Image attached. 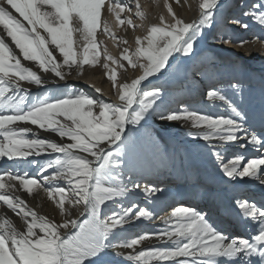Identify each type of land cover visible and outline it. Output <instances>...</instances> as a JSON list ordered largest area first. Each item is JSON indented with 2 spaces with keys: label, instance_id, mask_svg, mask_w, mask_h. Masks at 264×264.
Returning <instances> with one entry per match:
<instances>
[{
  "label": "snow or ice",
  "instance_id": "6c2138e0",
  "mask_svg": "<svg viewBox=\"0 0 264 264\" xmlns=\"http://www.w3.org/2000/svg\"><path fill=\"white\" fill-rule=\"evenodd\" d=\"M217 3L218 0H201L198 20L185 23L176 18L171 24L151 26L147 35L137 38L139 47L134 55L146 61L139 64L143 74L120 86L119 103L98 101L77 89L30 100L28 90L21 85L25 81L36 86L45 83L41 75L25 66L22 60L34 62L40 70L54 74L59 81L66 79L65 66L72 69L73 65L99 62L96 34L101 26L105 0H5L4 4H0V26L20 53L17 55L5 38L0 37V158L20 163L33 155L57 154L53 159L38 164V168L41 173L54 169L51 175H43V181L51 184L64 180L67 184L66 188L44 189L49 197L56 200L60 213L66 214L63 221L57 223L45 215H38L23 199L2 191L11 193L14 182L18 180L24 190L32 193L34 188L42 187L40 181L17 173L8 174L10 182L6 184L5 175H0V203L23 218L19 229L11 219H0V264H103L107 250L117 247L133 250L127 253V260L133 264H152L154 260L174 264H225V261L228 264H254L253 257H258L259 264H264V207L247 199L237 201V207L245 218L257 223L256 234L251 238H229L209 222L205 213L192 207L178 206L163 221L165 228L115 244L111 239L120 237L117 229L122 231L130 220H150L153 213L134 205L121 207L118 212H103L108 202L115 203L117 198L125 197L131 191L121 175L124 170L131 171V154L147 138L142 129L150 110L165 103L158 85L151 90H142V82L149 77L159 79V76L165 75L171 68L169 60L174 54L191 58L198 34L212 23ZM108 11L114 12L119 19L124 6L116 4ZM168 11L172 12L171 6ZM137 14L144 16L143 12ZM251 15L264 25V0L252 6ZM128 23H132L131 19ZM242 26L248 27L247 24ZM103 31L110 32L106 24ZM74 32L80 33L87 42L81 59H78L74 48ZM127 51L125 49V53ZM54 52L62 56V63L57 61ZM122 58L136 66L132 56L124 54ZM106 59L112 61L113 57L108 55ZM103 67L108 69L109 64L106 62ZM110 79H117L114 70ZM232 87L239 90L240 85ZM207 97L224 102L230 109L229 117H214L179 108L162 111L160 118L171 122H190L195 129L192 135L202 138L211 149L236 143L241 137L246 145L264 149V134L250 131L246 114L237 105L219 90L207 91ZM134 104L138 105L137 109H133ZM20 122L30 123L39 130L54 133L61 140L66 138L71 142L29 139L30 133L33 136L36 133L32 128L19 127ZM128 125L133 126L135 135H125ZM212 154L220 161L223 175L230 180L247 177L264 185V173L260 171L264 158L249 159L241 167L242 156L237 155L224 162L222 151H213ZM143 191L151 196L162 190L146 186ZM66 202L70 209L78 212L77 216L65 208ZM150 238L162 243L171 242L172 246L134 251ZM114 255L125 254L116 252Z\"/></svg>",
  "mask_w": 264,
  "mask_h": 264
},
{
  "label": "bare ground",
  "instance_id": "6f19581e",
  "mask_svg": "<svg viewBox=\"0 0 264 264\" xmlns=\"http://www.w3.org/2000/svg\"><path fill=\"white\" fill-rule=\"evenodd\" d=\"M134 1L136 2V4L138 3L140 5L138 9L139 10L141 9V10L138 12L144 13L143 17L137 14L139 19H137L138 27L136 28V31H134L135 24H133V22L131 24L128 23L129 19L133 17V12H132L133 9H131L132 0H109L108 1L102 13L103 17L101 18V26L97 30L96 41H97L98 48L100 47L99 46L100 43L103 44V42L106 41L108 44L107 52H109V54L102 53L99 48L100 57H99L98 63L77 66L73 74H76V72H78L77 71L78 69L79 70L83 69L84 71H82L83 74L81 76L80 75L76 76L77 74L74 76L68 75L66 76V79L64 81H59L58 78H55L54 74L52 73H44V72H41L40 69L38 71L35 66V63L22 60V63H24L25 66L31 67L34 71H37L38 74L41 75L42 80L45 81V83L42 86H36L26 81L21 82L22 87L27 89L28 93H33V92L37 93L41 90H44L45 88H55V87L60 88L65 83L68 84L72 82H77V83L82 84L83 89L86 90L88 93H92V94L99 96L100 101L102 100L107 103L108 102L109 103L110 102L119 103L120 102L119 93L121 90H117V92H115L114 86L111 83L112 81L110 82V79L108 81V78L106 76L108 77L111 76L112 70H114V72H116V70L117 71L119 70V73H120L119 76L121 79V81L119 82L130 83L131 80L139 78V76L143 74V70L137 72L135 69L136 71V73L134 72L135 75L134 76L131 75V71L133 70L132 65H130L128 62L121 59L120 56H122V54L130 55L132 53L130 52V47H131L130 43H127L123 39L127 38L128 41L132 42L134 44V47H136L137 49L139 47V45L136 43L137 38H143L145 35H147L151 26L161 25L162 23L171 24V23H174V20L176 18L182 19L185 23H191L193 21L198 20L200 17L199 4L201 3V0H157L158 3L155 0H134ZM232 2H233L232 0H218L217 6L213 14V18H215L214 20H219V22H222V20H224V18L227 15H231L233 16L230 22V24H232L231 26L238 27L237 24L239 23H237V21L241 17V14H239L240 10H238L240 8L238 9L234 8L235 10H233L232 12L231 9L229 8ZM4 3H5V0H0V4H4ZM247 3H248V0H246L244 4L246 5ZM116 4H120L121 6H124V11L120 13L119 19L116 17V14L114 12L108 11L110 6H113ZM169 6H171L172 8V12L168 11ZM135 7L137 8V6ZM244 8L245 10L243 11H245V13L247 12L250 14V12L252 11L250 10L248 6ZM217 10L219 12H216ZM12 11L14 15L18 16V14L14 12V10ZM173 13H175V17L173 16ZM135 15H136V12H135ZM161 17H163V21L161 20ZM121 21H123V23H121ZM254 21L256 20L254 19ZM105 24L109 27L110 32L103 31ZM74 27H75V22H74ZM210 32H211L210 26H206L202 28V35L199 40L202 42L204 46L205 45L207 46V44L209 43L208 36ZM76 33L77 34H76L75 39H76V45L78 49V59H81L83 47L87 42L82 39L80 33L78 32ZM135 33L137 35H135ZM229 34L223 36L224 38H222V40H219V41L216 40L215 42L217 44L214 46V48H216L218 51H221L224 54H230L234 56L237 54H235L234 48H232L234 47V45L231 44L232 43L231 39H233V36ZM116 36H119V37L117 38ZM0 37H4L5 42L9 44V46L13 49L14 52H16L17 55H20L19 50L15 48L14 42H12L11 39L6 36V33L4 32L2 26H0ZM224 41L226 42L228 47H226L223 44ZM240 41H245V43L241 44ZM118 45H119L118 59L120 61H119V64H116V61H115L116 55L114 54V52L117 50ZM235 46L238 49V53L239 52L241 53V59H243V61L250 68H252V70H257L258 72H260V74H264V39L261 40L257 38V35L255 34L252 37H247V39H243V38L238 39L237 44ZM125 49L128 50L127 53H125ZM198 50L200 51L201 49L196 44L194 51H198ZM54 55H56L57 61L62 63V56L56 52H54ZM108 55L112 57L114 56L112 61H108L106 59ZM179 58H180V53L174 54V56L170 58L169 63L171 65V68L168 72H172ZM106 62L109 64L108 69H105L103 67L104 63ZM145 62L146 61L144 60V63ZM126 69L128 70V72H126ZM181 70L183 74H181L182 73ZM184 70H185L184 68L178 70V72L180 71L179 76H182V75L186 76L188 73L191 72L190 69L186 70V72ZM45 76H49L50 78L44 79ZM157 76H159V74H157ZM163 78H164V75L159 76V79L155 77H149L148 79L142 82L140 87L143 90L150 84H153L156 81H160ZM54 80L56 81L55 83H53ZM172 82L175 83L174 87L176 88L177 86L176 81H172ZM117 83L118 82L116 81V84ZM95 89H100V91L97 92ZM256 97H257V94H256ZM239 106H242V105H239ZM137 107L138 105L136 104L133 105V109ZM239 108L246 114V120H247V124H248L250 131L255 132L257 135L264 134V107H262L260 101L256 98V100H253L252 103L249 104V106H242ZM210 110H211V113L209 115L214 116V117L224 116L227 118L230 115V109L227 107V105L224 102H221L218 100H215L214 106ZM95 111L98 112L99 110L96 109ZM146 120H147L146 124L154 128L156 131L160 132L161 134L168 135L172 137V139L177 140L178 142L182 141V143H184L185 145L189 146L192 150H194L199 157L198 163L201 164L204 170L212 174L213 184L215 188L214 193L213 194L211 193L210 194L211 196L209 195L210 197L204 201L194 198V195L191 194V195H188L187 199L185 200V201H188L189 203L182 202L181 201L182 199L179 198L180 197L179 195H178L179 197H176L174 195L176 189L173 187L174 179L172 181V178L170 175V171L173 168L170 166L171 159L168 156L163 155L160 158L161 159L160 163H162L161 165L162 167L159 169H156L155 166H159V165L158 163H156V160L153 158L154 156L150 155V153L145 149V147H143L142 142H140L137 145V148L132 153V155H134V158L140 164H142V162L144 161L146 164L150 165L151 172H153V174L150 172L151 174L144 175V177H142L140 175L134 176L130 173V171H125L122 173L121 179L124 181L127 187L131 190L129 194L131 195L132 194H135V195L142 194L143 197L142 199L139 200V202L143 201V205H145V207L146 205H150L152 207L151 212L153 213V224L162 226L163 221L166 220L171 215V212L174 210L175 207L187 206V207L195 208L197 211H200L202 213H205L207 215V218H209V222L213 223V225L217 227L219 231H221L224 235H227L229 238H235V237L251 238L252 235L256 234L257 223L253 222L252 220L248 218H245L241 210L237 206H234L233 204L229 202V195L223 189H221L220 186L224 185L225 182H226L225 185H228L229 183L231 185H237L238 183L239 188L241 190L240 191L241 196H240L239 201L247 199L249 200V202L256 203L257 206L264 207V185H262L258 180H253L251 183L238 180L237 183H232L229 178L218 174L217 166L209 165L206 159L200 156L195 150L194 146L196 145L205 146L206 143L202 140V138H200L199 140L197 138L192 139V136H190V133L188 132L192 128L190 122H186L184 124L181 122H171V121L162 120L160 116H155L153 118L152 117L146 118ZM143 123L144 122H142V124ZM22 125H23L22 122H20L19 126H22ZM25 125L30 126L32 128H36V126H32L30 123H25ZM178 128H182V130H177ZM130 132H131L130 125H128L127 129L125 130V135H129ZM33 133H36V136H33L30 133L31 138L47 139L45 136H42V135H49V136L54 135L53 133L45 132L42 130H40L39 132H35L33 130ZM212 143L215 144L218 142L213 141ZM242 144L246 145V142L243 139V137H241V139L236 143H233L230 145H224V146H221L220 148L212 149V151H222L224 155L230 154V153L233 154L236 152L238 155L241 154L246 158V163L249 159H252V158H264V149H261L259 147L254 148L250 145L241 147ZM206 147L211 150L210 145ZM55 155L56 154L53 153L50 157H53ZM44 156L49 157V155H43V156L33 155V156H29V158L35 157L36 160L38 161L40 157H44ZM141 158L142 160H140ZM230 158L232 157H228V159ZM8 162L15 163L14 160H9L6 157L0 158V168L4 169L5 165L8 164ZM224 162H226L225 157H224ZM260 171L264 173V166L261 167ZM8 174L14 175L11 170L9 172L1 171L0 173V175H5L6 184L10 182L7 180ZM35 179L40 181L42 187L34 188L32 193H28L26 190H24L18 180L14 182L15 187L11 190V193H8L7 190H2V191L4 194H11L13 195V197H19L23 199L30 208L37 211L38 215H45L51 220L54 219L55 222L57 223L62 222L66 214L62 215L60 213L58 205L56 204V200L49 197L47 193L44 191V189L48 187H65L66 188L67 187L66 181L59 180V181H54L51 184H49V182L43 181L42 176H38ZM133 185H139V187L134 188ZM146 186L147 187H153V186L158 187L162 191L156 192L152 194L151 196H148L143 191V189ZM164 202L169 203V204H174V205L166 208L164 212H160L159 214L156 215V211L159 208H162V205ZM145 207L143 209H145ZM65 208L67 210L72 211L73 216L78 215V212H76L75 209H70V206L67 204V202L65 203ZM5 217H7L8 219H11L13 224L16 225L18 229L23 224L22 217H17L15 214L11 212V210L6 209V205H4L3 203H0V219H3ZM68 218H72V217H68ZM141 234H149V232H147V229H145V230H142L134 234L131 238H138L139 235ZM154 246L171 247L172 244L171 242L162 243L155 238H150V239L145 240L141 245H138L134 251L137 252L140 250H144L145 248L150 249ZM130 251H133V250L122 248V247L108 249L105 256L103 257V261L108 260V261L114 262L115 264H116V261L121 262V264H125V262L130 263L131 261L127 260V253ZM116 252H123L125 255L116 256L114 255V253ZM252 259L254 261V264H259L258 257H253ZM225 264H228V262L225 261Z\"/></svg>",
  "mask_w": 264,
  "mask_h": 264
},
{
  "label": "rangeland",
  "instance_id": "374dc122",
  "mask_svg": "<svg viewBox=\"0 0 264 264\" xmlns=\"http://www.w3.org/2000/svg\"><path fill=\"white\" fill-rule=\"evenodd\" d=\"M108 1L109 0H105V4L102 8V13H103L104 8L106 7ZM155 1L158 3L157 0H155ZM232 1L233 2L231 4H233L237 0H232ZM240 1L237 5L230 6L231 10L234 8L235 9L240 8L238 10H240L239 14H241V17L238 19V21H240V23L237 24L238 27L231 26L232 24H230V22H229V20L233 18V16H231V15L229 18L226 16L224 18V20H222V22H219V20H214L215 18H213L212 23L210 25L211 32L208 36V40H209L208 42L209 43L207 44V46L206 45L204 46L202 44V42L199 40L201 38V35H202V29H201L200 33L197 36V45L199 46V48L201 50L200 51L199 50L194 51V53L191 55V58L184 57L183 54H180V58L176 62V66H175V68H173L172 72H167V74L164 75L163 79H161L160 81H156L155 83L150 84L145 89H143V90H151V88L153 86L158 85L162 90V94H163L164 102H165L164 105L155 107V110H150V115L147 116L146 118H151V117L153 118L155 116H160V113L162 111H166L168 109L176 110L179 108H187L191 111H197L199 113L209 115L211 113L210 109L213 108L215 100H210L207 97L208 89L209 90H213V89L219 90L221 92V94L225 95L228 99H230L238 107L249 106V104L252 103L253 100H256V98L260 101L262 107H264V74H260V72H258L257 70H252V68H250L243 61V59H241V53L240 52H239L240 54L238 53V49L235 46L237 44L238 39H240V38L247 39V37H252L255 34L257 35V38H259L261 40L264 39V25H261L258 21H254V18L252 15L244 18L243 17V15H245V11H243V10H245L244 7L248 6L250 8V10H252V5L250 4V1H248V3L246 4L247 6L244 4L246 2V0H244L241 4H240ZM256 1L258 3H260V0H256ZM254 2L255 1H252V3H254ZM133 4H134V6H133ZM135 6H137V4L134 0H132L131 9H133L132 10V12H133L132 18L133 19L131 18V20H132L133 24H135L134 25L135 26L134 31H136V28L138 27V20L137 19H139V17L137 15V13H138V11L141 10V9L139 10ZM135 12H136V15H135ZM216 12H219V11L217 10ZM102 13H101V18L103 17ZM250 14H251V12H250ZM242 17H243V20L241 19ZM74 22L75 21H73V27H74ZM228 24H229V26H228ZM244 24H249V27L240 29L243 27L242 25H244ZM221 25L223 27H226V26L231 27V28H233V31L236 32L235 34H234V32H233V34H231V36H233V39H231L232 40L231 44L234 45V47H232V48H234V52L237 55L233 56L230 54H224L221 51H218L216 48H214V46L217 44L215 42L216 40H218V41L222 40V38H224L223 36L229 34L228 33V34L222 35V37L219 34L220 36H218V32L221 30L220 29ZM239 25H241V26H239ZM76 34L77 33L74 32V48L76 49V51L78 53V49H77V45H76V39H75ZM135 35H137V34L135 33ZM116 37L118 38L119 36H116ZM123 40L126 41L127 43H130V46H131L130 52H132L131 53L132 55L130 54V56H133L135 53L136 47H134V44L132 42H129L127 38H124ZM105 42L106 41H104L103 44L100 43L99 48H100V51L102 53H105V54L108 53L109 54V52H107L108 51V47H107L108 44H107V42L106 43ZM224 42H223V44L226 47H228L226 42L225 43ZM118 48H119V45L117 47V50L114 52V54L116 55L115 56L116 60L114 59L116 61V64H119V61H120L118 59V53H119ZM203 51H205V52H203ZM123 55L124 54H122V56ZM122 56H120V57L123 60ZM132 58H134L133 64L136 65L135 67L132 66L133 67L132 69L134 71L133 70L131 71V75L134 76L136 71L138 72V71L143 70L141 67H139V64L144 63V60L137 59V57L135 55ZM121 63H122V61H121ZM35 66H36L37 70L39 71L38 65L35 64ZM76 68H77V65H73L72 69H69L67 66H65L63 70L67 73L66 76H68V75L74 76L76 74H77L76 76H78V75L81 76L83 74L82 71H84V70L78 69L77 70L78 72H76V74H73L74 70ZM178 68L179 69L184 68L185 72H186V70L190 69L191 74L188 73L186 76H184V75L179 76L180 71L178 72V70H179ZM135 69H136V71H135ZM251 70H252V72H251ZM41 72H43V71L41 70ZM126 72H128L127 69H126ZM181 72H182V70H181ZM181 74H183V72ZM115 75L117 76L116 81L120 84H118V83L116 84V81H112L109 78L110 76L109 77L106 76V77L108 78V81H109V79H110V82L112 81L111 83L114 86V90H115V92H117V90H121L120 86L124 82H119V81H121L120 76H119L120 75L119 70L118 71L116 70ZM47 78H50V77L49 76L44 77V79H47ZM118 78H119V80H118ZM198 78H201V79L198 80ZM172 81H176V83H177L176 88L174 87L175 83H173ZM235 84L240 85L239 90L234 89L232 87V85H235ZM73 89L82 90L84 93H86L92 99L100 101L99 96L92 94V93H88L86 90L83 89L82 84L77 83V82H72V83H68V84L65 83L60 88H56V87L55 88H45L44 90H41L37 93H35V92L28 93V96H29V99L31 100L35 97L44 96L45 94L59 95L60 93L71 91ZM255 93L257 94V97H256ZM21 94H23V93H21ZM193 97L196 98V100L192 101ZM198 98H199V102H196L198 100ZM110 103H112V102H110ZM211 105H212V107H211ZM239 105H242V106H239ZM137 108H135V109H137ZM4 114H7V113H4ZM180 122L183 124L186 123L183 121H180ZM22 124L23 125L19 126V127L32 128L30 126L25 125L24 122H22ZM33 130L35 132L40 131L37 127L32 128V131ZM142 130L146 132V136H147V138L144 141H142L143 147H145V149L150 153V155L154 156V157L153 156L152 157L156 160V163H158V165H159V166H155V168L159 169L162 167L161 166L162 163H160L161 162L160 158L163 155L168 156L171 159L170 160V166L173 167L170 171L172 181L174 179L172 176L173 174L179 175V177L176 178L177 181L178 180H184V179L187 180V181L183 182L185 184V187H179L178 190H175L174 195L176 197L180 196L179 193H181V195H183V196L187 193V197H188V195L192 194V193L188 192V191H191V188L194 189V191H193L194 194H192V195H194V198L201 200V201L206 200L207 198H209L211 196L210 195L211 193L212 194L214 193L215 188H213L214 184L212 182V178L211 177L209 178L206 175V173H207L206 171H204V170L202 171L203 167L201 166V164L198 163V160L196 158H194L193 156H191L189 154L190 152H188L189 151L188 147L184 143H182V141L178 142L177 140L172 139V137H170L168 135L161 134L160 132L156 131L154 128H152L151 126H149L147 124L144 125V128ZM177 130H182V128H178ZM130 131L131 132L129 134L135 135L134 128L132 125H130ZM194 131L195 130H193L192 128L188 131L190 133V136H192V139H196V137H194L192 135V133ZM42 136H45L47 139L54 140L57 143H70L71 142L70 140H68L66 138L61 140L56 134H54L53 136H49V135H42ZM27 138L30 139L31 135L29 134ZM197 139L199 140L200 138H197ZM179 143L182 144V146ZM114 147L115 146H113V148ZM194 148L200 156H202L203 158L206 159V161L208 162L209 165L217 166L218 174L224 176L222 173V169L220 167V161L214 157V155L212 154L213 153L212 149L210 150L209 148L206 147V145L205 146L196 145V146H194ZM183 154H185V156H184L185 161L183 160V157H182ZM51 155L52 154H50L49 157H47V156L40 157V159L38 161L36 160L35 157H31V158L28 157L27 160L22 161L20 163H17V161H15V166L12 167L11 171L14 175L19 173L21 175H25L26 178H37L38 176L43 177V175H48L50 173L52 174L54 169H50V170L47 169L43 172L45 174H43L39 171V168H38V164H43L46 160L53 159L57 154L53 157H50ZM235 155H238V154L235 152L233 154L230 153V154L224 155V153H223V156L225 157L226 162L228 160V157L233 158V157H235ZM239 156H242L244 158L242 165H241V167H243L244 164L246 163V158L241 154H239ZM140 160H142V158ZM33 161H36L37 163H31ZM198 164L200 166H198ZM6 166H7V168H8V166L11 167V164H6L4 169L0 168V173H1V171H5V172L10 171V170L9 171L7 170ZM125 171H128V170H124L123 172H125ZM173 171H174V173H173ZM150 172H151V166L150 165L146 164L144 161L142 162V164H140L134 158V155L131 154V171H130V173L132 175H134V176L140 175V176L144 177V175H148L151 173L153 174V172H151V173ZM200 173H202L203 175ZM188 174H189L190 179H188ZM197 176H198V178H197ZM207 180H209V182ZM253 180L254 179L246 177L242 181L247 182V183H251ZM174 182H175V179H174ZM231 182L237 183V180H231ZM237 185H238V183H237ZM220 188L223 190L225 189L224 186H220ZM228 190L229 189H226L224 191L226 192ZM226 193L228 194V192H226ZM142 197H143L142 194H138V195L132 194L131 195L128 193V195L125 197L117 198L115 203L108 202L107 205L104 207L103 212L105 214H107L110 210L118 212L121 207L126 208L128 206H133V205L136 207H139V208H144L145 205H143V201L139 202V200L142 199ZM159 200H161V199H159ZM229 200H230V197H229ZM172 205H174V204H169V203L164 202L162 205V208H159L156 211V215L159 214L160 212H164L166 208H168ZM146 208L149 211H152L150 208V205H146L145 210H147ZM165 227H166V225H164V224L162 226L161 225H159V226L154 225L153 224V217L150 220H148V219H139V220H135V221L130 220L127 224H125L123 226L122 231L120 229L116 230L118 233H120V237L119 238L113 237L111 239V242L115 243V244H120V243H123L124 240L131 238L134 234H136L142 230L147 229V232L154 233L158 229H162ZM154 247H157V246H154ZM165 247H167V246H165ZM110 249H112V248H110ZM146 249L149 250L148 248H145L144 250H146ZM178 259H182V258H178ZM162 263L163 264H174V262H170V261H164V262L155 261V260L152 261V264H162ZM103 264H115V263L114 262L112 263L111 261H108V260H104ZM116 264H121V262L116 261ZM125 264H133V262L132 263L131 262L130 263L125 262Z\"/></svg>",
  "mask_w": 264,
  "mask_h": 264
},
{
  "label": "water",
  "instance_id": "95a60500",
  "mask_svg": "<svg viewBox=\"0 0 264 264\" xmlns=\"http://www.w3.org/2000/svg\"><path fill=\"white\" fill-rule=\"evenodd\" d=\"M81 219H83V217H81Z\"/></svg>",
  "mask_w": 264,
  "mask_h": 264
}]
</instances>
